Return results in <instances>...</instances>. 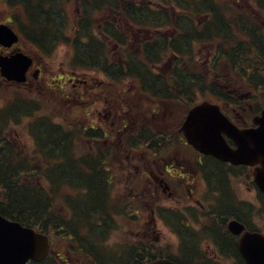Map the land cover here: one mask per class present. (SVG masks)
I'll return each mask as SVG.
<instances>
[{
    "label": "flooded vegetation",
    "instance_id": "flooded-vegetation-1",
    "mask_svg": "<svg viewBox=\"0 0 264 264\" xmlns=\"http://www.w3.org/2000/svg\"><path fill=\"white\" fill-rule=\"evenodd\" d=\"M98 1L86 0L84 4L86 6L92 5L93 7H97V4L110 5L112 9H114L116 5V3H108V1L110 2L113 0ZM180 1L182 0H178V2L138 0L137 2L139 4H137V8L139 10H137V12L132 10L128 2H123L124 4H122L124 13L128 12L130 15L125 16V18L132 21L135 20V17L132 14H136L143 10H145L146 13H148L147 15L151 17L150 21H153L154 19L162 21V18L155 15L156 13L175 15L178 12H181L178 17H169L168 19H165L164 24L166 26L163 29L164 32L160 31L161 23L154 24L153 22H149L146 23V25L141 24L144 28L140 29L135 27L136 25H139L136 22L128 26V28L133 27L131 31L132 33L130 32V34H128L129 39L120 35L121 39L119 42H121L120 46L124 48V55L121 54L117 61L128 58L127 55L132 53V51L127 49L128 44H130L133 52L136 53H140L141 50L145 51L146 49V56L144 59L151 58L156 54L159 56V58H156L151 64H147L146 68L151 75L157 77V80H162L155 82L144 81L139 75L134 74L135 72H133L132 69L127 70V72L123 70V76H121L120 79L115 80L114 77L110 76L111 72L108 71V65H105V67L94 65L93 69H90L91 71L88 76H78L75 72L70 74L68 73L70 71L66 68L61 69L57 75H48L49 68L43 66L33 54L21 49V43L19 42L10 47L0 48V57L3 55H11L20 49L33 57V64L27 71L26 80L22 84L9 81L1 75L0 72V94L6 96V106L4 105L5 108L3 109L1 108L3 106L0 107V114L5 115L6 113L7 115L4 116V119L16 123L17 121L14 116L18 115V112L23 111L21 113H24L27 118H30L27 124L30 144H34V136L33 134L30 135V132H33L35 129L38 135L40 134L41 137L47 141L48 121L51 120L50 116H53V113H49V100H53L55 93L59 95V92H61L63 96L64 91H69L68 97H70L69 101L71 102V105L68 104L66 106V115L76 114L86 121L83 130L86 134H89L88 136L82 135V137L91 138V147L94 152L92 158L95 163L98 162L96 168L107 171L109 167L116 165L121 176L130 181L134 190L132 191V196L140 200L146 206L150 205L151 198H157L158 195L162 197L174 196L179 190L180 183H183L184 181L189 183L192 182L196 173L193 164L194 161L192 159V155L194 154L192 150L187 147L184 149L183 147L184 150L178 153L180 158H178L175 153L178 148L180 133L182 132L181 126L186 115L194 105L203 101L219 103V98L215 97L216 90L221 86L220 83L205 81L204 78L206 74L200 71V66L208 63L210 57L223 56L230 49L240 52L241 47L245 49L248 47L249 43H253L255 47L259 44L264 55V35L259 37L254 33V37L247 40L250 35L242 36L240 29L234 27V30L227 34L237 37L235 39L225 36L221 31L218 33L208 30L214 27L213 24L215 22H220L223 19L227 21L224 17H216L217 12H221L217 7L218 4L216 5L214 3V6L211 8L209 5L210 1L197 0L198 2L195 1V3H193L192 0L191 2L193 4L188 1L183 3ZM243 1L245 2V0ZM244 2L240 1L238 6ZM185 3H191L189 4L190 7L188 9L186 8L185 11L179 10L177 7L178 4L185 7ZM234 5H236V2ZM200 7L203 8L201 10L204 11L201 16L198 14ZM76 8L80 17L85 18L84 14L79 13L78 5ZM209 9L217 10L215 15L213 10L209 11ZM4 16L5 19L4 17L1 18L0 23H5L16 31L15 25L18 18L16 2L10 4L9 10ZM108 19L114 20L112 17H106L102 21H99L100 28L104 29L105 32L100 31V33L96 35L98 37L96 41L102 44L104 49L107 47V43H112V47L117 48L119 43H114V31L109 29L112 24L106 22ZM194 20L196 21L194 22ZM81 22L82 21L80 20L79 25H77V29L80 26V31L82 29V26L80 25ZM183 23H190L194 29L195 35L192 36L193 39L190 38V35H187L186 39V44L190 46V49L187 46L182 47L181 49L176 47L180 40H184V34H182L184 32ZM123 25L127 26L124 23ZM257 26H260V32L264 33V19L262 23L255 24L254 29H256ZM149 30L153 31L148 33ZM65 33L66 32H63L62 30L60 33L61 35L54 36L52 41L55 40L53 42L55 43L58 42L59 39L63 40L65 45L69 46V52H73L74 45L78 46L81 43V40H79L78 37L76 40H69V35L63 37ZM155 34L157 36H154ZM203 34L204 36H202ZM131 38L132 40H130ZM243 42H246V47ZM71 43H73V45ZM169 44H172V46H169L168 50L161 49L164 51L159 54V49ZM44 51L46 50L44 49ZM193 52L196 56L195 54L193 56ZM45 53L48 55L47 52ZM152 53L154 55H151ZM230 54H232V52ZM107 55L108 50H106V56ZM168 55L170 56L168 57ZM121 56L124 57L121 59ZM131 57L134 58L133 55ZM178 57L181 59L178 60ZM183 57H185L184 62L186 65L179 63L171 64L173 59H175V62H181ZM105 64H109L110 67H113L112 62L108 63V59L105 61ZM119 68H121L120 65L118 66V69ZM180 69H186L188 80L171 81L167 79V76H171V73L179 71ZM151 71L154 72V74ZM93 72H97L99 76L92 78L90 75ZM200 74L203 75V78H201ZM102 75H104L105 79ZM131 78L135 80H129ZM212 86L216 87L214 93L215 97H212L209 94ZM17 87L27 90L28 95H30L29 102L22 108H18L13 102L15 98H18ZM116 87H119L124 95L122 96L121 105L124 104L125 108L121 115L117 104L112 105L113 99L116 98L114 95V91L117 90ZM223 87L224 86H221L220 88ZM60 98L61 96L59 95L56 100L61 105ZM97 100L102 104L105 103L108 105V111L105 115L104 121L100 119V114L97 113L94 108V101ZM64 102L65 100L63 99L62 107H64ZM40 103H42V107H38V104ZM11 108L15 111H10ZM25 110H27V112H25ZM238 116L242 117L240 114L238 115V113H235V117ZM40 119L42 120V125L38 126L36 125V120ZM61 132L64 133L63 131ZM2 134L4 135L3 129ZM134 138H137L136 145L133 144V152H131L130 146L134 142ZM123 141H125L126 147H124V144L120 145ZM67 142L68 140L64 143ZM117 142L118 145L116 146V152L119 154L117 155V160H114L113 153ZM44 148L46 147L44 146ZM98 153H107L106 161H97L99 158ZM121 154L123 155L120 156ZM205 158L207 157L197 156V159H200L198 160V170L208 169V165L205 164ZM112 161L117 162L113 163ZM227 164L228 163H224L223 166H226ZM238 168L241 171L238 180L233 177V170L236 168L231 165L229 167H224V169H230L229 172L224 170L215 171L222 178H218L220 190L219 195L231 196L234 194L237 197V189L232 186V182L235 181L241 185L243 181L247 186L248 191L253 193L254 202L247 200L246 205L241 201H235V203H233V198L231 199L229 196L231 200L229 207L234 205V208H226L223 211L217 210L216 218L209 230V234H215L216 237L213 238L208 235V238L218 246V251L223 250L222 252L225 251L224 246L222 245L225 242V234L232 237V240L236 243V236L233 237L230 235L225 227L227 219L228 221L237 220L238 222L243 223L246 229H250L246 224V221H248L246 218L251 214V210L254 208V204L257 201L256 188L251 180V168L248 166H238ZM125 171L127 173H125ZM126 182L128 183V181ZM126 182H122L123 188H120V190H126ZM187 192L191 195V187L187 189ZM221 207L224 208V204H221ZM0 214L9 219L15 218L14 210L5 207L4 203H0ZM147 227L148 226H146V228ZM180 249V247H176V250ZM206 252L208 255L210 254L211 256H214V249L211 248ZM194 260H196L195 257L192 260L193 263ZM193 263L189 262V264Z\"/></svg>",
    "mask_w": 264,
    "mask_h": 264
},
{
    "label": "rangeland",
    "instance_id": "rangeland-1",
    "mask_svg": "<svg viewBox=\"0 0 264 264\" xmlns=\"http://www.w3.org/2000/svg\"><path fill=\"white\" fill-rule=\"evenodd\" d=\"M5 0H0V19L4 17L5 19V14L7 13V11L9 10V7L5 4L4 2ZM47 2V5L44 3L42 4L43 7L41 9V14L38 17V21L36 23V25H42V29H41V33L42 35L40 37L41 41H39L36 38V35H32L30 36L32 40H34L35 42L39 43L40 45H42L44 47V49L46 51H44V49H42L43 54H41V51L38 52L35 50V45L36 43L34 41H31V43H28L27 41H24L23 43H21V49L28 51L29 53L33 54V56L43 65V66H47L48 69V75H57V73L60 72L61 69L66 68L68 71V73L72 74V73H76L78 76H83V75H89L90 74V69H93L94 65H99L100 66H104L108 65V71L111 72L110 76L119 79L120 76L122 75V73L119 71L118 66L120 65L121 68L123 70H125V72H127V70H129L130 68H132L133 62L134 60L139 64L136 67H142V68H146L147 64L145 62L144 57L146 56V49L145 51H140V53H136L133 52L132 48L130 47V44H128L127 49L132 51V53H129L127 55L128 58L123 59L121 61H117L119 58V56L121 55V50L120 48H118L116 50V48L112 47V43H107V47L104 49L103 45L100 44L99 42L96 41V39L98 38L96 35L101 32H105L104 29L100 28V24L99 21H102L103 19H105L106 17H112L114 18V20H107L106 22L111 23V31H114V33L116 34H120L123 37L128 38V34H130V32L132 31L133 27H129L128 26L132 23H136L139 25H136V28H140L143 29L144 26L146 25V23H151L153 22L154 24L156 23H163V21L161 20H156L154 19L153 21H150L151 17L148 16L144 10L140 11L136 14H132L135 17V20L132 21L130 19H127L124 17L123 15V9H122V4L129 2L130 7L132 8L133 11L139 10L137 8V4H139L137 1L138 0H113V1H108V3L110 4L112 2V4L116 3V8L112 9V7L110 5H98L97 7H93L92 5H87L86 9L84 11V17H80V15L77 12V5L79 4V2L81 1L82 3H84L86 0H45ZM98 1V0H97ZM135 1V2H133ZM156 1H160V0H156ZM170 1V0H167ZM188 2H191L192 0H186ZM195 1L197 0H193V3H195ZM205 1H210L209 5L211 6V8L214 6V3L217 5L218 4V8L221 10V12H217L216 17L219 18H226L227 21H225V19H223L220 22H215L213 25L214 27L211 29H208L211 32H223L225 36H229L231 38H237L234 37L232 35H228V32H232L234 30V27H238L240 29V33L242 34V36H247L250 35L248 37L247 40H250L251 37H254V33H256L257 36H262L263 33L260 32V26H257L256 29H254V25L255 24H259L263 22L264 19V1H259V3H256L257 0H245V2L243 0H205ZM242 1L244 3L239 4V2ZM99 2V1H98ZM181 2H184L183 0ZM198 2V1H197ZM236 2V5H234ZM192 3V2H191ZM189 3V4H191ZM192 3V4H193ZM92 4V3H91ZM188 3H185V7L181 6L182 8H189L190 5ZM128 5V6H129ZM62 7V8H61ZM200 10H198V14L201 16L203 14V8H199ZM59 10H62L59 11ZM213 9H209V11H212ZM17 11L19 12L20 10L17 9ZM217 10H213L214 15L216 13ZM226 11H231V12H226ZM118 12V13H115ZM121 12V13H120ZM83 14V13H82ZM8 16V14H7ZM199 17V16H198ZM21 24H26L27 19H17ZM82 21L80 23V25L82 26V29L80 31V26L77 29V25H79V21ZM122 20V21H119ZM147 20V21H146ZM144 21V22H142ZM196 20H194L195 22ZM187 22V21H186ZM46 23L51 24V27L49 28H44V25ZM126 24L127 26L123 25ZM184 24V23H183ZM132 26V25H131ZM187 28H186V27ZM207 29V28H206ZM65 31L66 33L63 35V37L66 36H70L68 37L69 40H76L77 37L80 38V36H84L81 37L79 40H82L84 42V44L87 41V38L90 37V43L88 45H85V47H83L81 49V54L80 57L76 59L75 63L77 66H79V69H75V68H71V58L69 55V50H68V45H65L64 41L60 42V40L58 42H56L55 44H53L52 42V38L56 35L60 36V33ZM160 31L164 32V30L160 29ZM132 33V32H131ZM184 34L183 36V41H179V44L176 47H179L180 49L182 47L187 46L190 49V46L188 44H186V39H187V35H190V38L193 39V35H195L194 33V29L193 26L190 25V23H186L184 24V32L182 33ZM133 36V35H132ZM204 36V34L202 35ZM129 39V38H128ZM43 40V41H42ZM132 40V38L130 39ZM240 41V40H239ZM239 43V42H238ZM233 44V43H232ZM161 45H165V44H161ZM106 50H108V55L106 56ZM116 50V52H115ZM164 50H159V54L162 53ZM48 54V56H46V53ZM194 52H193V56H194ZM134 56L131 57V56ZM163 55V54H162ZM171 55V54H170ZM196 56V54H195ZM108 59V63L112 62V66L110 67L109 64H105V61ZM162 59V58H161ZM117 66V68H116ZM83 68L88 69V70H83ZM144 68V69H145ZM95 71V70H92ZM141 72V71H140ZM152 72V71H151ZM137 73V72H136ZM154 74V72H152ZM144 81L150 82V77L147 76L144 72L141 73H137ZM92 78L98 77L99 74L97 72H93L90 75ZM102 77L105 79L104 75H102ZM129 80H135L133 78L129 79ZM117 90L114 91V95L116 96V98L113 99L112 101V105L117 104V107L119 108V111L121 112L120 115L122 114V112H124V108L125 105L122 104V96L123 93L120 90L119 87H116ZM68 92L69 91H64L63 96L61 94V92H59V95L61 96L60 101H61V105L57 102L56 99H58L59 95L57 93H55V95L53 96V100H49V113H53V116H50L51 119H53L55 122H60L61 126L63 128H65L68 131L73 132L71 140L73 142L74 145H77V151H75L74 148L70 149L72 150V155L75 156V159H79L81 157V155L86 154V153H90L92 156H94V152L93 149L91 147V138L90 137H84V138H80L79 135L80 134H75L74 130L76 128H73L71 125H77L78 123H80V121L73 119L70 123V121H68L67 119L70 117V115H66L67 113V108L66 106L68 104L71 105V102L69 101L70 97H68ZM26 94H28L24 89H22L21 87H17V95L19 96V98H24V100H30V95L25 96ZM264 95V94H263ZM52 97V96H51ZM63 99L65 100L64 102V106L62 107V103H63ZM3 105L6 104V100H2L1 103ZM94 108L96 110L97 113L100 114V119H102V121H104L105 119V115L107 114L108 111V105L107 104H102L100 103L99 100L94 101ZM6 106V105H5ZM5 106L1 107L2 109L5 108ZM38 107H42V103L38 104ZM19 108V107H18ZM63 109V110H62ZM5 111V110H3ZM10 111H15L13 108H11ZM23 112V111H21ZM18 112V115L14 116V118H17L16 121L18 122H14V121H6V119H4V117H1L0 119V123H4L3 125V133L4 136H8L9 139H11L16 145L18 144H22L24 146H26L28 144V139L23 135L26 134V130L28 128L27 124L30 120V118H27L25 116L24 113ZM25 112H27V110H25ZM17 113V112H16ZM7 114L5 113V116ZM12 120V119H11ZM36 125L41 126L42 124V120H36ZM1 126V125H0ZM49 135V131H47V137ZM136 135V134H135ZM134 135V136H135ZM70 138V137H68ZM66 141V140H65ZM118 145V142L116 143L115 147ZM75 147V146H74ZM121 148V146H120ZM47 149V147L45 148ZM49 152L48 154L51 155H55L60 157V155L63 154V150H60L59 152L56 151L55 149L50 150V148L48 147ZM71 152V151H70ZM123 154H121L120 156H122ZM122 158V157H119ZM68 158H65V160L62 162V164L64 165H70L73 168H66L63 170L69 171V172H73L75 170V168L78 166L77 161L74 160V162H72V160H67ZM73 159V157H72ZM68 161V162H67ZM110 162V161H109ZM113 163L117 162V161H112ZM111 163V162H110ZM27 167L29 170L32 169H36V165L35 163H26ZM35 167V168H34ZM67 167V166H66ZM38 171H41V169H38ZM125 173H127L125 171ZM207 174H210V171H206ZM119 175L114 176L113 178H117ZM62 177V175H61ZM33 179V178H32ZM73 181L75 183L81 184V182L83 181L81 178H72ZM95 182H97L96 180L92 179V183L94 184L95 187H97L95 185ZM85 183V182H82ZM66 187V186H65ZM62 187L60 188L59 192L56 193V189L55 190V197L53 195L48 196V200L50 202V204H54L53 207L58 208L59 212L54 214V218L53 220H50V218L46 221H44V224H55L57 223V221L59 222V224L61 223V221L63 223H65V225H67L69 228L68 230L71 229H76L79 228L83 225L82 221L83 220H87V216L92 217L95 213H96V209H100L98 204L101 201H97L96 199L94 200H90L89 203H85V205H81V207H74V217L71 219L68 218L66 210L63 208V203L62 202H66V200H61L60 198H62V196L66 197L67 195V199L70 197V193H73L70 189L68 190L67 187L65 188ZM123 188V187H121ZM95 192V191H94ZM93 192V193H94ZM80 194L77 193L73 196V199L78 198ZM98 195V194H97ZM102 195V194H99ZM131 194L130 192L127 193H122L119 195V197L121 199H127L128 197H130ZM208 197H206L207 199ZM209 198L211 199V201L213 202L212 205L219 209V210H224V209H228L230 201L227 198L226 195H217L215 197L209 196ZM135 200H132V202H134ZM43 202V200L41 201ZM172 202H175V200H172ZM42 204H47L42 203ZM221 204H224V208L221 207ZM57 205V206H56ZM61 209H60V208ZM70 222V223H69ZM103 222H106L105 220ZM255 222L257 224V227L259 228H264V214H257V218L255 219ZM122 224V222H121ZM148 224V223H145ZM64 225V226H65ZM123 227L122 228H126L127 225L122 224ZM66 227V226H65ZM67 228V227H66ZM53 230L58 229L57 227L52 228ZM128 229V227H127ZM194 235H196V231L193 232ZM123 234V232H122ZM121 232H116L115 233V237L119 238V239H115L113 242H118L122 239H120V237H122ZM143 234V233H140ZM161 236L163 237H168V234L165 233V231L163 229H161ZM163 237L161 238L162 241L160 240V243H163ZM186 240L189 239L191 242L190 244H192V237L190 235V233H186ZM123 238V237H122ZM112 242V241H111ZM110 242V243H111ZM132 244H134V242L131 241ZM204 246V245H203ZM62 244L60 245V247L58 248V252L61 254L62 251ZM71 262V261H70ZM63 262H60L58 264H62ZM52 264V263H51ZM67 264H68V259H67ZM72 264V263H71Z\"/></svg>",
    "mask_w": 264,
    "mask_h": 264
},
{
    "label": "trees",
    "instance_id": "trees-1",
    "mask_svg": "<svg viewBox=\"0 0 264 264\" xmlns=\"http://www.w3.org/2000/svg\"><path fill=\"white\" fill-rule=\"evenodd\" d=\"M9 5L13 2H16L17 7L23 10L24 18L27 19L26 25L23 28L24 32H28L26 28H34L32 30V34L36 35V38L40 40L42 37L41 29L42 25H36L38 21V17L41 14V9L43 7L42 4H46L47 2L45 0H6ZM62 8V7H61ZM62 12V10H59ZM45 28L51 27V24L46 23L44 25ZM60 40V39H59ZM53 40L52 42H54ZM61 41V40H60ZM56 43V42H55ZM53 43V44H55ZM243 44L246 47V42H243ZM172 46V44H169L167 46H163L161 49H167L168 47ZM173 48V47H172ZM173 51V50H172ZM262 49L260 48L259 44L254 46L253 43H249L248 47L243 49L241 47L240 52H236L235 50H228L222 57L219 59V66L220 70L222 72L228 71V69L236 76V78L241 82L242 84H246L247 81L253 77L256 79V81L259 83L264 82L263 73L261 71V68L264 67V55L262 53ZM232 52V54H230ZM151 55H154L153 53ZM170 55H168L169 57ZM156 58H159V56L156 54L155 56L151 57L150 62H146V64L152 63ZM185 57H183L182 61H178L179 64H185L184 62ZM224 64L226 68L222 67L221 64ZM139 64L134 61V64L132 65L134 74L144 72L147 76H149L150 82L160 81L157 80V77L151 75L149 70L147 68L142 67H136ZM186 65V64H185ZM257 65L256 69H253V66ZM228 66V68H227ZM129 69V70H130ZM119 71L122 73L121 76H123V69L119 68ZM141 71V72H140ZM137 72V73H136ZM228 73V72H227ZM138 75V74H137ZM201 78H203V75H201ZM168 80L171 81H186L188 80V74L186 69H180L179 71H174L171 73V76H167ZM205 81L207 82H216L217 79L209 80L207 79V75L205 76ZM215 90L216 87L211 88V91L209 94L212 97H215ZM214 91V92H213ZM218 95V94H217ZM220 98L221 96L218 95ZM48 131L49 135L47 137V141H45L41 135L39 134V138H37V142L40 146L41 152L46 151L44 150L45 147H49L50 150L55 149L56 151L63 150V154L60 155V157L48 154V151L44 152V154L48 155L47 158L52 164L51 168V175L52 178L51 183L55 186L53 187V190L56 189V193L59 192L60 188L62 187L61 181L64 179L72 180V178H83L85 181L84 186H78V184H73L79 188L84 189L83 191H87V193L90 195L91 198L98 199L103 196V198L106 196L104 194V191L102 187L105 185V175L103 172L96 168L98 166V162L95 163L93 161V158L91 156L86 157V161L83 162V158L81 159H75V156L72 155V148H70L71 144V136L72 134L69 133L70 131L66 130L65 128L62 129L61 125H58L57 123H54L52 121H48ZM1 125V123H0ZM1 126H0V203H4L5 207L13 209L14 215L17 220H22L21 218H32L36 219V225H39L43 228L50 227L58 229L57 232H66L69 227L65 225L61 221H57L55 224H44L43 222L48 220H53L55 212L53 211L54 204H50L48 200V195L45 192L40 191L39 189L31 186L26 182V177L32 176V170H29L26 163H28L29 159H27V156H24V153L21 151L18 152L16 148L13 147V141L9 138L1 139L2 133H1ZM63 131L64 133H62ZM81 134L83 136H88L89 133L86 134V132L83 130L82 133H76ZM70 136V138H68ZM65 140L68 142L64 143ZM75 151H77V146L74 147ZM71 151V152H70ZM67 160H74L77 161L78 166L75 168L73 172H69L63 169L66 168H73L70 165H64L62 162L65 160V158H68ZM73 157V159H72ZM55 159L57 161H60L58 164H53V161L50 159ZM60 158V159H59ZM59 159V160H58ZM107 159V153H103L99 156L97 161H106ZM68 162V161H67ZM67 166V167H66ZM86 168L90 171V173L85 172L83 169ZM62 175V177H61ZM97 176L94 186H90L89 184L92 183V179L90 177ZM89 179V180H88ZM110 181V177L108 178ZM89 182V184H88ZM91 187V188H90ZM52 190V192H53ZM95 191V192H94ZM94 192V193H93ZM98 194V195H97ZM102 194V195H99ZM53 195L55 197V190L53 192ZM70 197L67 199L64 196L60 198L61 200H71V205L74 207H79V204L76 199H73V196L69 194ZM43 200V202H41ZM229 201L230 197H229ZM47 204H42V203ZM89 202V201H88ZM57 206V205H56ZM70 206V205H69ZM100 209H96V213L89 217L87 216V220H83V225L76 229H71L76 237L81 240L79 244L85 247H89L92 250V255L95 256L96 261L98 264H146L149 260L153 258V256L150 253V250L147 247L144 246H128V245H115L111 246L106 239H110V234L106 236V230L105 225L106 222H103L107 216V213L109 210V205H107V200L103 202H99L98 204ZM56 208V207H55ZM60 208V207H59ZM61 209V208H60ZM58 210V208H56ZM73 221V220H72ZM70 223V222H69ZM100 224V226H98ZM67 227H65V226ZM111 226L109 224L106 226L108 228ZM70 229V228H69ZM44 230V229H43ZM46 231V230H44ZM70 234L72 232L70 231ZM69 234V235H70ZM130 252V253H129ZM88 253L90 254L91 251L89 250ZM133 254V255H132ZM238 256V255H237ZM130 258V259H129ZM237 264H245L244 261L240 258V256L237 257Z\"/></svg>",
    "mask_w": 264,
    "mask_h": 264
},
{
    "label": "water",
    "instance_id": "water-1",
    "mask_svg": "<svg viewBox=\"0 0 264 264\" xmlns=\"http://www.w3.org/2000/svg\"><path fill=\"white\" fill-rule=\"evenodd\" d=\"M16 40L12 31L6 25L0 24V42L5 41V45L10 46ZM30 64L31 59L21 53L9 58L0 57L1 72L8 79L14 77L17 80H23L24 72ZM254 121L259 125L257 128L237 129L219 112L217 106L204 102L189 112L182 129L197 140L199 139L195 130H201L203 135H208L207 138L210 140L205 143L206 146L209 143L219 150H225L222 134L233 138L237 149L235 152L225 150L221 154L223 159L235 163L254 164L259 162L260 167L255 168L254 174L256 183L264 192V111ZM199 143L195 144L197 149H201ZM210 151L215 153L213 149ZM233 158H236L237 161H234ZM238 246L248 264H264V235L243 234L239 239ZM47 248L45 236L0 216V264H24L28 259L39 260L45 257ZM149 264L176 263L168 259H158Z\"/></svg>",
    "mask_w": 264,
    "mask_h": 264
},
{
    "label": "bare ground",
    "instance_id": "bare-ground-1",
    "mask_svg": "<svg viewBox=\"0 0 264 264\" xmlns=\"http://www.w3.org/2000/svg\"><path fill=\"white\" fill-rule=\"evenodd\" d=\"M25 27V26H24ZM32 28V27H31ZM31 28H26V30H28V32L29 33H31L32 32V30H34V28H32V30H31ZM6 44V42L5 41H2V42H0V48H4V47H10V46H12L13 44H15L14 42H12V44L10 45V46H7V45H5ZM15 54H17V53H13V54H11V55H3V56H1V58H9V57H12V56H14ZM202 63V62H201ZM208 64V65H207ZM205 65V66H204ZM221 66L222 67H225L226 68V66L222 63L221 64ZM29 68L30 67H27L26 68V70H25V72H24V75H23V80H17V79H15L14 77H13V79H8L6 76H4L6 79H8L9 81H14V82H16V83H18V84H22V83H24L25 82V80H26V73H27V71L29 70ZM227 68H228V66H227ZM218 66L215 64V65H209V63H205V64H202L201 66H200V71H202L203 73H205L206 75H209V76H212V75H214V74H216L217 72H218ZM220 71V70H219ZM0 72H1V69H0ZM1 75H3L2 74V72H1ZM201 75V74H200ZM228 79V84L227 85H229L230 87H228V86H224L223 88H222V90L223 91H227V90H229V88H235V83H237V82H239V80L236 78L235 79V81L234 82H232L231 80H229L230 79V77H228L227 78ZM239 88V87H238ZM25 90V89H24ZM236 90V89H235ZM239 90V89H238ZM26 92H27V90H25ZM28 93V92H27ZM25 96H28V94H26ZM13 102H14V104L16 105V106H18L19 108H22L23 106H26L27 105V103L29 102V100H24V98H19V96H18V98H15L14 100H13ZM232 123V125H233V123L234 122H231ZM195 132H196V134L198 135V139L199 140H197V139H195V137H193V136H190L189 134L190 133H188V132H184V130L182 129V132L180 133V137H179V142H178V148L176 149V151H175V153H176V156L178 157V158H180V156H178V153L179 152H181V151H183L184 149H185V147H187V148H189L190 150H192L193 151V153L194 154H197V153H202V154H204V156L205 157H207V158H205V164L206 165H208V166H222V167H220L219 169L220 170H224V171H226V172H229L230 171V169H224V167H229L230 165L231 166H233L234 168H236L235 170H238L239 168H238V166H242L244 163L243 162H240V163H235V162H231V161H229V163L226 165V166H223V164L224 163H226L225 162V160L223 159V157H222V155H220V154H218V153H212L211 151H210V149H216V147H213V146H211L209 143L207 144V146H206V142H210V140L207 138V136H205V135H203V132L201 131V130H199V129H196L195 130ZM200 142V143H199ZM196 143H199L200 144V146H201V149H197L196 148ZM183 147H184V149H183ZM196 158H197V156H196ZM233 160L234 161H237V159L236 158H233ZM29 162V161H28ZM233 169V168H232ZM234 171V170H233ZM210 175H215V176H217L218 178H220V179H222L218 174H217V172H211L210 173ZM254 177H255V174H254ZM41 182H43L44 181V178H40L39 179ZM256 188H258V189H260V187H256ZM84 190V189H83ZM83 190H81L80 192H78L80 195L78 196V198H77V202H78V204H85V203H88V201H90V200H92L93 198H91L90 197V195L86 192V191H83ZM125 191H123V190H120V189H116V190H114L113 191V193H110V194H106V196L103 198V196H101L99 199H98V201H101V202H103V201H108V203H109V205H110V201H111V199L112 198H114V197H116V196H118V198H119V195L121 194V193H124ZM227 196V198L229 199V196L228 195H226ZM206 197H208L207 198V200L209 201V203H210V205H212V201H211V199L209 198V196H206ZM206 197H204V198H206ZM231 198H233V200L234 201H236V202H239V201H241L242 203L245 201V197L244 196H239L238 195V193H237V197L234 195V194H232L231 196H230ZM130 203H133V202H129L127 205H126V207H131L129 204ZM247 203H245V205H246ZM213 206V205H212ZM134 207H136L135 205H134ZM234 208V205L233 206H231L229 209H233ZM217 209V208H216ZM218 211H223V210H219V209H217ZM164 211H165V207L164 206H157L156 207V212H157V214H159V215H163L164 214ZM180 216L181 215H183V214H179ZM166 219L167 220H169V221H171V222H173V223H179V217L177 216V215H174V214H167L166 215ZM225 219H226V217H225ZM204 220L205 221H209V218H204ZM190 223H192V225H195L196 224V222H190ZM251 224L249 223V224H247V226L249 227ZM226 229L227 230H229L230 229V227H229V225L228 224H226ZM201 230L202 231H204V232H206L207 231V228H201ZM185 233H188L189 234V231L188 230H185ZM190 235H191V237H192V244H190V240L188 239V244H187V246H189V248L191 249V250H194V243H195V235L193 234V233H191L190 232ZM208 235H210V236H212L213 238H215L216 237V235L215 234H209L208 233ZM223 239V238H222ZM231 239H233L232 237H231ZM223 246H224V249L226 250V247H233V245L228 241V240H226L225 242H224V244H222ZM130 253V252H129ZM52 255H54V254H52ZM133 255V254H132ZM130 259V258H129Z\"/></svg>",
    "mask_w": 264,
    "mask_h": 264
}]
</instances>
